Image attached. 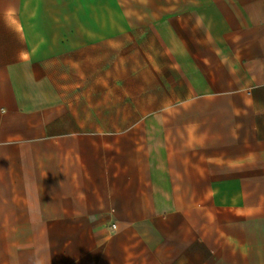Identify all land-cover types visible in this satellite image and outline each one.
<instances>
[{"label": "crops", "instance_id": "0c3cea01", "mask_svg": "<svg viewBox=\"0 0 264 264\" xmlns=\"http://www.w3.org/2000/svg\"><path fill=\"white\" fill-rule=\"evenodd\" d=\"M0 0V264H264V0Z\"/></svg>", "mask_w": 264, "mask_h": 264}, {"label": "rangeland", "instance_id": "374dc122", "mask_svg": "<svg viewBox=\"0 0 264 264\" xmlns=\"http://www.w3.org/2000/svg\"><path fill=\"white\" fill-rule=\"evenodd\" d=\"M121 2V9L114 10L112 9L111 4V20H116V18H127L133 20L140 19L142 17V13L139 9L142 4H144L143 0H119ZM148 5L154 4L155 0H146Z\"/></svg>", "mask_w": 264, "mask_h": 264}]
</instances>
